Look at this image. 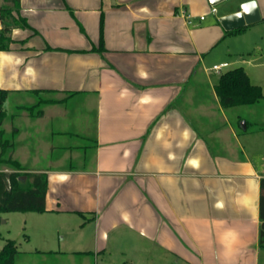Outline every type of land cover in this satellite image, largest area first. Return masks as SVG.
<instances>
[{
  "label": "crops",
  "instance_id": "1",
  "mask_svg": "<svg viewBox=\"0 0 264 264\" xmlns=\"http://www.w3.org/2000/svg\"><path fill=\"white\" fill-rule=\"evenodd\" d=\"M243 1L21 0L32 28L14 27L10 49H0V88L9 90L0 137L12 134L6 155L22 171L48 175L47 210L20 212L24 222L77 215L80 233L64 247L118 250L124 263L155 253L169 264H260L264 167L210 73L245 61L233 45L250 43L264 24L256 0L261 20L228 33L220 17ZM28 136L45 165L27 166Z\"/></svg>",
  "mask_w": 264,
  "mask_h": 264
},
{
  "label": "rangeland",
  "instance_id": "2",
  "mask_svg": "<svg viewBox=\"0 0 264 264\" xmlns=\"http://www.w3.org/2000/svg\"><path fill=\"white\" fill-rule=\"evenodd\" d=\"M5 3V0H0V6ZM252 31L253 36L250 43L241 41L233 45L235 52H245V55L242 57L237 56L238 59L245 58V61L224 67L222 71L224 72L235 66L245 67L250 75L251 81L260 85L264 94V24L256 26ZM229 41L230 39L223 45L225 46ZM248 50L250 53H247ZM210 73L219 81V72L210 70ZM197 75H200V73H197ZM197 75H195L194 79L199 77ZM229 108L228 112L232 113L236 127L242 134V144L245 145L254 162L264 167V96L254 103L231 106ZM244 123L246 127H244ZM29 131H31V135L36 133V129L35 131L29 129ZM28 137L30 139V151L26 149L22 153L26 155L25 160L27 166L45 165L46 153L36 151L35 149L37 147L34 145V141L30 136ZM5 138L9 139V141H14L12 134L9 132L5 134ZM33 138L36 137L33 136ZM29 139L26 140L28 141ZM1 150L2 148H0V152ZM18 153L20 154L19 151ZM49 154L50 152L48 151L47 155ZM37 158L42 159L36 161ZM8 215L9 220L7 222H4L6 215L4 216L3 214L0 218V251L5 245L7 238L16 240L18 251L15 255V264H124L125 260H127L118 250H115L112 254L105 255L103 253L96 254L93 252H72L69 251L70 249H66L64 247L66 238L70 234L78 235L81 230L80 224L84 222V219L77 215L69 216L68 219L65 218L64 222L62 220L56 221L55 218L47 220L31 219L28 224L24 222L23 214L20 212H11ZM90 227L87 225L84 229L88 235L92 234ZM42 230H45L46 234H48L46 245H43L45 238L42 237ZM26 234L31 235L30 241L24 238ZM63 236H65L64 240ZM51 240L53 241L51 242ZM86 241L87 244L90 243V239ZM148 256L145 258L146 261L143 264H169V258L167 256L160 254L156 257L155 253ZM260 264H264V250L261 253Z\"/></svg>",
  "mask_w": 264,
  "mask_h": 264
},
{
  "label": "trees",
  "instance_id": "3",
  "mask_svg": "<svg viewBox=\"0 0 264 264\" xmlns=\"http://www.w3.org/2000/svg\"><path fill=\"white\" fill-rule=\"evenodd\" d=\"M0 6V49H10L15 40L11 36L14 27L32 28L28 19L20 12L21 0H5ZM245 27L230 30L228 33L237 32ZM51 48V47H50ZM61 49V48H56ZM98 52L105 50L104 43V16L100 24ZM216 93L224 107L250 104L261 99L264 94L262 87L251 81L250 75L243 66L230 68L220 75L215 86ZM9 90L0 88V125L7 115L6 101ZM37 114H42L39 110ZM13 143L0 137V163L12 165L16 171H0V215L6 212H45L48 190V175L45 172H25L17 159L6 155L8 147ZM1 218V216H0ZM260 245L264 247V177L261 179L260 197ZM18 251L16 240L8 238L0 251V264H15V255ZM130 264V263H124Z\"/></svg>",
  "mask_w": 264,
  "mask_h": 264
},
{
  "label": "water",
  "instance_id": "4",
  "mask_svg": "<svg viewBox=\"0 0 264 264\" xmlns=\"http://www.w3.org/2000/svg\"><path fill=\"white\" fill-rule=\"evenodd\" d=\"M227 0H209L212 5ZM261 13L256 0H246L240 4L239 10L220 17V21L227 30H234L261 20ZM244 127L246 124L244 123Z\"/></svg>",
  "mask_w": 264,
  "mask_h": 264
},
{
  "label": "built area",
  "instance_id": "5",
  "mask_svg": "<svg viewBox=\"0 0 264 264\" xmlns=\"http://www.w3.org/2000/svg\"><path fill=\"white\" fill-rule=\"evenodd\" d=\"M213 11H216V8H213ZM187 16L190 17L189 14H187ZM202 18H204V16H202ZM189 22H191V20H189ZM227 65H228L227 62H225V63H220V64H215V65L213 66V69H214L215 71H217V72H220V71H221L224 67H226Z\"/></svg>",
  "mask_w": 264,
  "mask_h": 264
}]
</instances>
